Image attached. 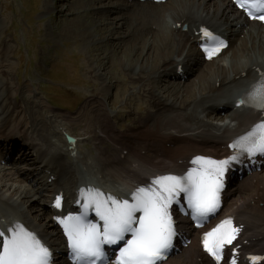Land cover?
Masks as SVG:
<instances>
[{"label":"bare ground","instance_id":"6f19581e","mask_svg":"<svg viewBox=\"0 0 264 264\" xmlns=\"http://www.w3.org/2000/svg\"><path fill=\"white\" fill-rule=\"evenodd\" d=\"M88 1L99 0H85ZM100 1L106 4L101 5V10L106 9L107 12L116 15L112 21L104 17L110 24L107 36H111L113 28H117L119 24L127 29L119 39L128 44L123 51V57L127 55L126 68L129 71L130 83L136 85L129 96H135L143 104V109H140L135 101L126 105L130 108L128 117L130 116L133 124L125 128L119 123V110L97 115L100 116L97 118L99 133L94 137L98 140L95 147L98 165L99 161L103 164L104 173L111 169L115 170V166L119 165L123 175L112 170L110 173L114 177L116 174L118 177L121 176L116 178L124 182L123 184L120 181L119 184L122 186L126 184L127 192L146 186L158 174L186 170L190 159L203 151L218 156L225 155L230 140L261 119V112L244 105L237 107L235 102L238 97L248 94L251 84L264 71V25L247 21L229 0H171L169 4L165 0L163 3L146 2L145 6L126 0L122 3L117 0ZM203 25L218 30L229 39L228 47L209 62L202 60L196 46V39L199 36L196 33ZM100 26L99 19L89 23L91 29ZM106 38L108 37H102L101 40L104 41ZM229 50L232 52L225 63L222 57ZM3 66L4 63L0 61V73L4 71ZM178 67H181L184 73L197 75V81H194L192 87H188L185 81L181 80ZM90 72L101 78V82L98 91L90 94L88 100L91 101L90 104L99 103L100 106L111 97L103 93L102 83L108 73H102L98 65L93 66ZM115 86L116 84H112V88ZM8 91H11L10 84L1 83L0 138L8 140L11 144L20 140L23 146L30 149L28 153L27 150L21 155L19 162L29 164L28 172L33 174L37 170L35 164L37 159L43 162L45 158L46 164L51 165V160L38 151L40 148L38 141L32 138L34 135L37 136L44 141V146L51 144L47 122L43 119L42 123L38 124L34 119L32 122L36 124H32V130L26 132V128H23L20 122H15L17 117H14V113L17 105L11 100L7 101L9 98L5 92ZM127 97L128 95L126 101L129 100ZM222 107L225 108L223 111ZM44 131L46 133H43ZM106 141L111 142L114 150H119L117 157L111 161L107 159L108 151L103 145ZM65 142L68 146L66 140ZM71 145L73 146V143ZM74 147L75 152L66 149L71 157L77 159L67 166L72 184L67 182L69 187H65L64 190L66 199L77 198L80 187L86 183L117 191L115 187L97 180L94 175L79 171V166L83 162L76 154L77 138ZM124 150L126 154L123 157L119 156ZM3 155V153L0 155V159L4 157ZM128 158H133L134 163L123 167L122 163ZM53 166L56 168V164ZM60 174L61 171L54 170L49 174L56 177L53 182L55 189H61L57 183L58 178H61ZM253 175L246 176L240 183L230 186L226 191V205L222 213L223 215L229 213L243 226L242 249L258 248L260 250L257 252H264V228H259L260 224L264 223V176ZM45 184L48 185L47 181ZM72 187L74 190H71ZM118 187L117 193L120 194L122 190L120 186ZM245 193L249 194L245 201L234 200L236 195ZM79 200H82L81 196ZM1 213L2 216L6 213L10 217L15 215L10 209H4ZM25 221L19 220L29 231L40 237L27 224L31 223ZM48 221L44 229H52V237L56 241L54 245L59 249L62 237L53 220ZM183 225L185 226V222ZM9 226L13 224L10 223ZM44 229L43 232L47 233ZM196 240L197 237L193 235L192 243L180 249L174 262H171L169 257L162 264H211L199 251ZM238 243H241V239Z\"/></svg>","mask_w":264,"mask_h":264},{"label":"rangeland","instance_id":"374dc122","mask_svg":"<svg viewBox=\"0 0 264 264\" xmlns=\"http://www.w3.org/2000/svg\"><path fill=\"white\" fill-rule=\"evenodd\" d=\"M99 1L0 0V61L4 63V71L0 73V85L4 82L10 84L11 91L5 92L9 98L7 101L16 103L15 122H20L26 131L30 132L32 124H36L32 120H36L38 124L43 119L46 120L52 145L44 146V141L35 135L32 138L38 141L39 150L47 154L53 162L52 166L56 164V168L53 167L61 171V178L57 183L64 190L69 187V182L72 184L67 167L72 157L66 153L64 140V133L69 132L78 139V155L86 166L84 174H92L108 186L117 190L120 186V190L127 191L126 184H119L122 181L116 178L117 174L114 177L110 173L112 170L123 175L119 165L115 166V170H107L105 173L102 172L103 164L100 161L98 165V153H95L98 140L94 137L99 133L97 118L112 110H119V123L125 128L133 124L130 116L128 117L130 108L126 105L135 101L143 109L138 98L129 96L136 85L130 83L126 68L127 55L123 57V51L128 44L119 39L127 29L119 24L117 28H113L111 36H107V28H110L107 19L112 21L116 15L106 9L101 10V5L106 4ZM117 1L122 3L124 0ZM170 2L171 0H167V4ZM98 19L101 20V26L91 29L90 21ZM102 37L108 38L102 41ZM231 52L229 50L223 55L225 63L228 62ZM96 65L102 73H108L102 83L103 93L111 96L100 106L99 103L90 104L91 101L88 100L89 95L97 92L100 87L101 78L90 74V69ZM194 81H197L196 74L189 76L185 84L192 87ZM112 84L116 86L112 88ZM215 85L218 87V83ZM127 95L129 100L126 101ZM8 145L0 142V150L5 151ZM16 145L11 150L10 157L4 160L6 164L0 165V214L4 208H9L41 231L49 223L47 204L56 189L53 183L45 184L47 175H44L43 169L29 174V164L24 161L14 163L19 158L18 150L22 147L19 143ZM103 145L107 148L108 160L117 157L119 150H114L111 142L106 141ZM132 163L134 159L128 158L122 164L123 167H128ZM257 175L264 176V172ZM248 197V193L238 194L234 200L242 202ZM0 219L3 220L4 217ZM263 226L264 223L259 228H264ZM47 229H44L47 231L46 235L43 234L51 239V228ZM174 260L175 258L170 261Z\"/></svg>","mask_w":264,"mask_h":264},{"label":"snow or ice","instance_id":"6c2138e0","mask_svg":"<svg viewBox=\"0 0 264 264\" xmlns=\"http://www.w3.org/2000/svg\"><path fill=\"white\" fill-rule=\"evenodd\" d=\"M249 17L264 21V0H235ZM213 41L218 38L204 30ZM224 47L223 41L209 49V58ZM241 104L250 103L264 109V84L254 88ZM230 147L234 154L224 159L196 156L194 167L180 175H161L146 186L138 187L130 199L105 195L98 189H81L80 210L58 217L67 236L71 257L76 264H107L105 245H122L116 264H158L173 247L177 235L173 207L186 201L194 220L205 221L220 206L219 192L230 165L240 162V156L264 155V123L256 125ZM61 207V198L55 200ZM94 213L95 219L89 214ZM240 228L226 218L203 236L204 250L221 264L228 246H233ZM126 237H130L127 238ZM261 258L253 256L256 264ZM0 264H53L52 251L24 225L16 224L6 234L0 231ZM230 264H237L235 255Z\"/></svg>","mask_w":264,"mask_h":264},{"label":"water","instance_id":"95a60500","mask_svg":"<svg viewBox=\"0 0 264 264\" xmlns=\"http://www.w3.org/2000/svg\"><path fill=\"white\" fill-rule=\"evenodd\" d=\"M66 139L68 140L69 143H73L74 142V139L69 137V136H67V135H66Z\"/></svg>","mask_w":264,"mask_h":264}]
</instances>
